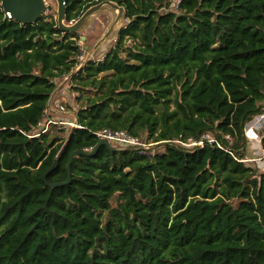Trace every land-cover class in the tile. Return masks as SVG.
Listing matches in <instances>:
<instances>
[{
	"label": "trees",
	"instance_id": "obj_1",
	"mask_svg": "<svg viewBox=\"0 0 264 264\" xmlns=\"http://www.w3.org/2000/svg\"><path fill=\"white\" fill-rule=\"evenodd\" d=\"M100 1L65 0L66 22ZM113 1L127 23L71 77L64 134L36 131L58 116L47 103L79 36L0 7V264H264V169L243 161L245 126L264 113V0ZM102 128L155 144L100 145L46 186L54 160L47 180L65 181Z\"/></svg>",
	"mask_w": 264,
	"mask_h": 264
},
{
	"label": "water",
	"instance_id": "obj_2",
	"mask_svg": "<svg viewBox=\"0 0 264 264\" xmlns=\"http://www.w3.org/2000/svg\"><path fill=\"white\" fill-rule=\"evenodd\" d=\"M48 1H54L56 3V22L60 31L74 34L84 31L87 35L94 33L97 37L94 44L85 53L84 58L78 63V65L72 70L70 74L63 77L61 82L53 90L49 97L47 108L50 110V112L66 114L67 112L57 111L56 109L52 108L51 104L53 102V98L66 80H70L71 77L81 68H83L88 62H90L94 56L98 54L103 55L109 50L110 46L108 43L112 40H117L120 30L124 26L123 21L127 19L126 10L123 6L119 5L113 0H102L86 8L79 17H77L72 22L70 21L71 23H69L66 22L65 0H0V7L8 17L16 20L18 23L33 24L37 22L44 14V11L48 5ZM100 14H103V19H107L105 28L101 30V25L99 24L101 20L99 17L97 18V16ZM81 40H85V36H82ZM100 145H106L111 150L120 149L112 145L106 139H99L97 145L90 151L75 150L71 152L65 166L68 172V177L62 182H49L47 180L48 175L58 165V161L55 159L53 164L42 175L44 184L50 188L67 184L70 178V164L74 156L78 154L92 155ZM125 149L130 150L131 148L127 147Z\"/></svg>",
	"mask_w": 264,
	"mask_h": 264
},
{
	"label": "built area",
	"instance_id": "obj_3",
	"mask_svg": "<svg viewBox=\"0 0 264 264\" xmlns=\"http://www.w3.org/2000/svg\"><path fill=\"white\" fill-rule=\"evenodd\" d=\"M179 2L180 0H171L170 6H172L175 9H178ZM77 45H78L77 60L81 61L85 56L86 50H85V47L83 46L82 40L77 41ZM103 55L97 58L99 59ZM56 110L61 111V112H66L65 111L66 108L61 105ZM55 114L58 115V118L56 117L48 118L46 119V121L44 122L42 126H41V123H39L38 125L39 127L36 131L37 132L36 135H38L41 132H44L49 125H61V126L62 125H69V126L76 125V122L74 125L73 122H71L70 120H65L64 117H60V115H66L67 113L66 114L55 113ZM263 131H264V113L253 117L245 126V135L247 139L252 143H254L256 140L257 141L260 140L261 132ZM94 133L98 139H106L110 143L116 144L117 146L121 148L130 147L139 154H148L151 148V145L148 144L146 140L144 142V140H142L139 136H132L123 130H113L110 128H102V129L95 131ZM204 137L205 138L201 137L196 140L189 138L186 142H180V143L185 146H193V145H202L204 140L206 139L208 141H212V138L210 135L206 134Z\"/></svg>",
	"mask_w": 264,
	"mask_h": 264
},
{
	"label": "rangeland",
	"instance_id": "obj_4",
	"mask_svg": "<svg viewBox=\"0 0 264 264\" xmlns=\"http://www.w3.org/2000/svg\"><path fill=\"white\" fill-rule=\"evenodd\" d=\"M45 16H51L52 19H56V3L54 1H48V5L47 8L44 11ZM111 15V14H110ZM99 17L100 21V30L105 28V25L107 24L106 22V18L103 19V14H100L97 16V18ZM72 22V21H71ZM69 22V23H71ZM127 23V19L125 21H123V25H125ZM79 36L78 41H81V37L85 36V40H82L83 42V46L85 47L86 52L88 51L89 48H91V46L94 44L95 40L97 39V37L95 36V34H86L84 31H82L81 33L77 34ZM116 40H112L108 43L109 46H112L114 44ZM129 43H132L129 41ZM87 47V49H86ZM105 54V53H104ZM101 56L100 54L94 56L92 58V60H95L97 57ZM63 79V78H62ZM62 79H56V87L58 86V84L61 82ZM71 83L70 80H66L63 85L61 86L60 90L56 93L55 97L53 98V102L55 103V105H57L58 107L64 106L65 108H67L65 111L67 112V117H64L65 120H70L71 122H73V124L75 125L76 119L74 118V116L69 117L68 115L71 114V110H76L78 104L76 103L75 96L76 93L71 90L70 87ZM55 87V88H56ZM73 94V98H71L72 96L69 94ZM71 98V101H70ZM73 100V102H72ZM72 103V104H71ZM48 117L46 116L45 118H43V120H41V126L44 124V120H46ZM58 118V116L56 117ZM71 127H73L72 125H70ZM69 125H58L59 128L63 127L64 128V132H62V134L66 133L69 128ZM77 126V124L75 125ZM58 127H51L50 130H56ZM210 135V134H208ZM262 136H264V131L261 132V136H260V140L259 141H255L254 143L250 142L248 139L246 141V158L243 160L245 161L246 164H250L251 166H254L257 168L258 171H261L264 169V149L261 146V140H262ZM142 140H144L145 142V134H141L139 136ZM148 144L151 145V148L154 146V142H152L151 139H148L146 141ZM112 144V143H111ZM114 146H116L117 148H119V146H117L116 144H112ZM160 147H155L153 149H159Z\"/></svg>",
	"mask_w": 264,
	"mask_h": 264
},
{
	"label": "crops",
	"instance_id": "obj_5",
	"mask_svg": "<svg viewBox=\"0 0 264 264\" xmlns=\"http://www.w3.org/2000/svg\"><path fill=\"white\" fill-rule=\"evenodd\" d=\"M72 97L71 98H73V94H71V93H69ZM71 98H70V101H71ZM74 99V98H73ZM72 102H73V100H72ZM72 104V103H71Z\"/></svg>",
	"mask_w": 264,
	"mask_h": 264
},
{
	"label": "clouds",
	"instance_id": "obj_6",
	"mask_svg": "<svg viewBox=\"0 0 264 264\" xmlns=\"http://www.w3.org/2000/svg\"><path fill=\"white\" fill-rule=\"evenodd\" d=\"M132 149V148H131Z\"/></svg>",
	"mask_w": 264,
	"mask_h": 264
}]
</instances>
